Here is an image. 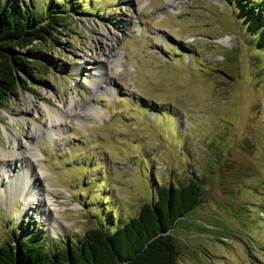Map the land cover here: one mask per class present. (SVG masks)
<instances>
[{
	"label": "rangeland",
	"instance_id": "374dc122",
	"mask_svg": "<svg viewBox=\"0 0 264 264\" xmlns=\"http://www.w3.org/2000/svg\"><path fill=\"white\" fill-rule=\"evenodd\" d=\"M0 1L38 14L51 1L66 16L0 104V160L15 142L36 157L6 161L0 246L33 237L64 249L124 224L157 187L196 178L200 201L173 230L176 264H264V23L247 34L242 0ZM46 107L64 116L56 128ZM25 176L40 177L28 204Z\"/></svg>",
	"mask_w": 264,
	"mask_h": 264
},
{
	"label": "trees",
	"instance_id": "16d2710c",
	"mask_svg": "<svg viewBox=\"0 0 264 264\" xmlns=\"http://www.w3.org/2000/svg\"><path fill=\"white\" fill-rule=\"evenodd\" d=\"M251 3L238 2L235 13L249 35L264 23V9ZM51 7L50 1L44 14H38L28 3L0 1V104L21 85L32 65L44 61L40 46L53 41L64 26L66 16ZM199 184L192 178L180 186H159L154 201L141 204L135 216L112 232L91 229L64 249L44 251L33 237L16 238L14 244L0 246V264H176L179 250L173 230L200 201Z\"/></svg>",
	"mask_w": 264,
	"mask_h": 264
},
{
	"label": "bare ground",
	"instance_id": "6f19581e",
	"mask_svg": "<svg viewBox=\"0 0 264 264\" xmlns=\"http://www.w3.org/2000/svg\"><path fill=\"white\" fill-rule=\"evenodd\" d=\"M72 103H73V98H71V101H70V105H72ZM77 111H75L74 113H76ZM73 113V114H74ZM45 117H48V121H49V125L51 124V125H53L54 124V126L57 124V125H59V122H62L63 121V114H61V112H59V111H57V110H54V109H49V108H47L46 107V116ZM55 128H56V126H55ZM34 132H31V137L32 136H35V138H36V136H37V138H38V135H37V133L39 134L41 131L43 132H45V130L40 126V125H35L34 126ZM49 131V130H48ZM27 143H28V145H29V147H28V151H26L25 153H19L18 152V150H17V148H16V146H17V144H16V142L13 144V146L9 149V151H8V153L9 154H5V153H2V155H1V159L2 160H0V163H1V165H0V180H1V178H7L10 174L9 173H15V171H12V170H10L9 169V167L7 168V164H8V162L9 163H11V162H13L14 163V165H15V163H17V165L19 164V165H22V163H21V161L22 160H15L16 159V156H18V158H20V157H22L23 159H24V156L27 154V155H29L30 157H32V158H36L35 156H34V154H33V152L31 153V151L33 150L32 149V145L33 144H31L30 143V141H27ZM34 151V150H33ZM3 152V151H2ZM31 153V154H30ZM10 158V159H9ZM26 158V157H25ZM25 160H27L28 161V159L26 158ZM6 161H8L7 163H6ZM18 165V167H20ZM19 173V172H18ZM21 173V172H20ZM27 176H25L24 178H23V185L26 187V186H28L29 184H31L30 185V188L28 187V189H31V190H28L27 191V194H30V195H32V198L30 199V198H24L25 200H24V202L26 203V204H28V203H31V201L33 200V198H37L38 196H40V194L38 193V191L33 187V185L35 184V181H37V179H39L40 177H37L36 179L34 178V180L32 181V182H30V178L29 177H27ZM7 188L8 189H14L15 187H14V182L13 181H9V184H8V186H7ZM15 192H17L18 193V190H14ZM4 193V190H3V188L2 187H0V194H3ZM45 195H46V197L43 199V201L42 202H44V201H47V203H50L51 204V206H54V203L52 202V198L53 197H51L50 195H49V193H47V191H46V193H45ZM46 204V203H45ZM42 205V204H41ZM41 205H40V208H39V213H40V216H41V219H42V221L45 223V224H49L48 223V221H47V217H46V214L47 213H49V209L48 208H43V205H42V207H41ZM49 206V205H48ZM57 208V207H56ZM54 209V208H53ZM54 223H56L57 225H58V223H57V221H55ZM50 225V224H49Z\"/></svg>",
	"mask_w": 264,
	"mask_h": 264
}]
</instances>
